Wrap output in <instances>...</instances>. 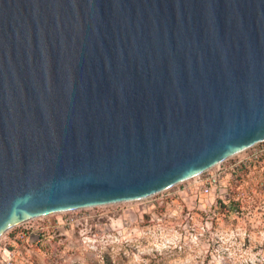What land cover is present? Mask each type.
Returning <instances> with one entry per match:
<instances>
[{
	"label": "water",
	"instance_id": "obj_1",
	"mask_svg": "<svg viewBox=\"0 0 264 264\" xmlns=\"http://www.w3.org/2000/svg\"><path fill=\"white\" fill-rule=\"evenodd\" d=\"M263 140L264 0H0V236Z\"/></svg>",
	"mask_w": 264,
	"mask_h": 264
},
{
	"label": "rangeland",
	"instance_id": "obj_2",
	"mask_svg": "<svg viewBox=\"0 0 264 264\" xmlns=\"http://www.w3.org/2000/svg\"><path fill=\"white\" fill-rule=\"evenodd\" d=\"M197 180L38 217L6 231L0 245L11 237L14 264H264V160L226 171L209 195ZM39 224L17 240L18 231Z\"/></svg>",
	"mask_w": 264,
	"mask_h": 264
},
{
	"label": "built area",
	"instance_id": "obj_3",
	"mask_svg": "<svg viewBox=\"0 0 264 264\" xmlns=\"http://www.w3.org/2000/svg\"><path fill=\"white\" fill-rule=\"evenodd\" d=\"M262 160H264V140L246 148L245 150L229 157L228 159L214 166L217 167L214 172L213 171L211 172V170L214 168L212 167L211 169L201 173L200 175L197 176L198 180L195 181V183L200 184L202 192L206 195H209L219 187L220 178L222 174H224L226 171L249 169L250 167L260 163ZM226 162L228 164H226ZM30 221L17 225L11 228L10 230L12 231L18 229L21 226L28 224ZM40 226H41L40 224L36 227H33V225L27 226L25 227V231H18L16 234L17 240L21 242L24 241L27 235L29 234L28 231H32V228L42 229L40 228ZM11 241L12 240L10 238L9 242ZM14 262H15V251L9 249V247L6 246V249L0 253V264H14Z\"/></svg>",
	"mask_w": 264,
	"mask_h": 264
},
{
	"label": "crops",
	"instance_id": "obj_4",
	"mask_svg": "<svg viewBox=\"0 0 264 264\" xmlns=\"http://www.w3.org/2000/svg\"><path fill=\"white\" fill-rule=\"evenodd\" d=\"M30 237V236H29ZM11 237L7 236V238L5 239V241L3 242L2 245H0V253L3 252L5 249H6V244H7V240H8V243H9V239Z\"/></svg>",
	"mask_w": 264,
	"mask_h": 264
}]
</instances>
